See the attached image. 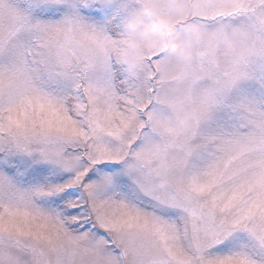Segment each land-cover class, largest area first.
I'll use <instances>...</instances> for the list:
<instances>
[{"label":"snow or ice","instance_id":"1","mask_svg":"<svg viewBox=\"0 0 264 264\" xmlns=\"http://www.w3.org/2000/svg\"><path fill=\"white\" fill-rule=\"evenodd\" d=\"M116 3L0 0V264H264V0H203L232 47L135 72Z\"/></svg>","mask_w":264,"mask_h":264},{"label":"clouds","instance_id":"2","mask_svg":"<svg viewBox=\"0 0 264 264\" xmlns=\"http://www.w3.org/2000/svg\"><path fill=\"white\" fill-rule=\"evenodd\" d=\"M164 5L169 11H161ZM203 7V0H142L139 7L123 18L112 38L115 60L124 64L129 72H135L145 63V49H155L179 60H191L211 57L213 46L217 44L231 48L234 29H225L217 35L187 15ZM108 23L111 24L110 19ZM188 122L189 116L182 114L175 123L183 129Z\"/></svg>","mask_w":264,"mask_h":264},{"label":"rangeland","instance_id":"3","mask_svg":"<svg viewBox=\"0 0 264 264\" xmlns=\"http://www.w3.org/2000/svg\"><path fill=\"white\" fill-rule=\"evenodd\" d=\"M123 2V0H117V3L113 5L112 10L108 13L112 17L111 24H107V27L111 35H115L120 29V24L123 18L129 13L130 9L139 7V4L135 0H127L126 7H118V5ZM100 22H104V18H100ZM211 30V25L207 26Z\"/></svg>","mask_w":264,"mask_h":264}]
</instances>
